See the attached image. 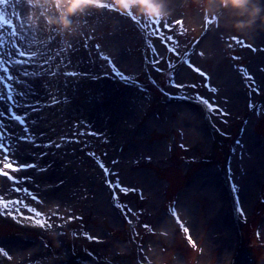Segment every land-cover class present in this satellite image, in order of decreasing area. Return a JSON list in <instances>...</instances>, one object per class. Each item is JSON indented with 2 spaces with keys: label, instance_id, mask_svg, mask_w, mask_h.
I'll return each mask as SVG.
<instances>
[{
  "label": "rangeland",
  "instance_id": "obj_1",
  "mask_svg": "<svg viewBox=\"0 0 264 264\" xmlns=\"http://www.w3.org/2000/svg\"><path fill=\"white\" fill-rule=\"evenodd\" d=\"M0 200V264H264V0H0Z\"/></svg>",
  "mask_w": 264,
  "mask_h": 264
},
{
  "label": "bare ground",
  "instance_id": "obj_2",
  "mask_svg": "<svg viewBox=\"0 0 264 264\" xmlns=\"http://www.w3.org/2000/svg\"><path fill=\"white\" fill-rule=\"evenodd\" d=\"M212 35V33L210 34V36ZM209 35L207 36V38L206 39H208L209 37H210ZM205 39V40H206ZM11 214V213H10ZM11 218L13 219V220H15V221H18V222H22V221H24V222H29L30 221V219H24L23 217H20V215L18 216V215H11Z\"/></svg>",
  "mask_w": 264,
  "mask_h": 264
}]
</instances>
